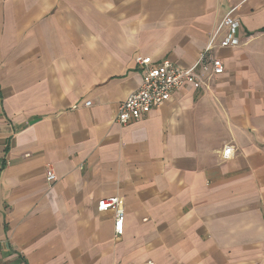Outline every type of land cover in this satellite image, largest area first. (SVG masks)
Returning <instances> with one entry per match:
<instances>
[{
    "label": "crops",
    "instance_id": "1",
    "mask_svg": "<svg viewBox=\"0 0 264 264\" xmlns=\"http://www.w3.org/2000/svg\"><path fill=\"white\" fill-rule=\"evenodd\" d=\"M137 55L203 84L120 127ZM146 261L264 264V0H0V264Z\"/></svg>",
    "mask_w": 264,
    "mask_h": 264
},
{
    "label": "built area",
    "instance_id": "2",
    "mask_svg": "<svg viewBox=\"0 0 264 264\" xmlns=\"http://www.w3.org/2000/svg\"><path fill=\"white\" fill-rule=\"evenodd\" d=\"M225 36L221 40L211 35L204 54H212L216 48H237L241 46L238 38L240 23L238 19L225 17L222 20ZM204 56V55H203ZM201 57V59L203 58ZM135 64L141 73V83L122 103L117 106L113 117V122L124 127L132 122L139 121L147 116L152 110L164 106L174 91L184 86H192L194 89L202 87V79L195 72L194 68L182 69L167 59L158 63H152L150 58L135 57ZM210 76L217 77L224 73V65L218 58L211 57ZM90 103H86L88 107ZM235 155V150L231 145H225L220 151L222 161H230ZM47 183L56 182L57 178L52 169H47L45 173ZM99 211L113 210L114 212V236L120 237L123 232L124 209L117 197H113L98 202ZM138 264H154L146 261Z\"/></svg>",
    "mask_w": 264,
    "mask_h": 264
}]
</instances>
